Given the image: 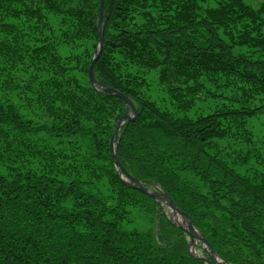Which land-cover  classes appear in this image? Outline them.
<instances>
[{
	"label": "trees",
	"instance_id": "trees-1",
	"mask_svg": "<svg viewBox=\"0 0 264 264\" xmlns=\"http://www.w3.org/2000/svg\"><path fill=\"white\" fill-rule=\"evenodd\" d=\"M100 2L0 0V92L17 99L0 95V264H207L115 169L109 142L127 103L88 78ZM103 9L94 77L136 109L118 131L121 166L158 184L223 261L264 264V140L246 131L264 116V0ZM200 96L210 111H191Z\"/></svg>",
	"mask_w": 264,
	"mask_h": 264
},
{
	"label": "water",
	"instance_id": "water-1",
	"mask_svg": "<svg viewBox=\"0 0 264 264\" xmlns=\"http://www.w3.org/2000/svg\"><path fill=\"white\" fill-rule=\"evenodd\" d=\"M103 0L100 2V13L98 16L97 21V29L99 33V39L97 41V49L93 53V56L91 58L89 68H88V78L91 83V85L100 92H110L111 94H114L123 100L126 101L128 110L124 112V114L117 120L113 133L111 135V139L109 142V149L111 152V157L113 159L114 165L116 167V171L119 175V177L129 186L135 189H138L142 193H145L149 196H151L153 199L157 200L159 203L162 201L165 203L172 211L175 212L177 216H179L181 219H183L186 223V226H182L181 223L175 222L176 225L180 226L190 237V244L194 240L200 242L201 247L207 252L210 260L206 257L203 259L207 264H220L219 262H224L215 252L212 250L211 246L209 245L208 241L205 239V237L194 227L192 218L188 216L185 212H183L178 205L161 189V187L158 184H155L157 189H153L147 186H144L141 181L137 178H135L133 175H131L129 172H127L120 164L118 157H117V146H118V131L120 128V125L123 121L127 119H133L136 116V109L130 100V98L122 93H120L117 89L106 87L102 83L98 82L94 77V63L99 57L103 43ZM176 219V218H175ZM216 258H219L217 261ZM224 264H229L228 262H224Z\"/></svg>",
	"mask_w": 264,
	"mask_h": 264
},
{
	"label": "rangeland",
	"instance_id": "rangeland-1",
	"mask_svg": "<svg viewBox=\"0 0 264 264\" xmlns=\"http://www.w3.org/2000/svg\"><path fill=\"white\" fill-rule=\"evenodd\" d=\"M248 5L254 7V8H257L260 4H261V1L262 0H244ZM161 87L158 88H155V87H152L151 89V93H153V97H157V103L161 106H166V104H174V101H171L170 99V95L165 91H161L160 90ZM15 93L13 92H6V91H1L0 92V95H11L10 97L15 101L17 100L15 95ZM199 97V95H198ZM206 101L208 102H211L213 101L211 98H206ZM209 105H211V103H209ZM194 110H197V111H203V112H208L211 110V108H209L207 106V103L204 102V100L201 98L196 100V102L193 103V108L191 109V111H194ZM190 112V111H189ZM264 117L263 115H255L251 118H249L247 121H246V131L249 133V135L252 137V138H257L258 140H264ZM233 135V134H232ZM252 135H254L255 137H253ZM241 141L242 140H245L246 141V138L247 136H244V134L242 133V137H241ZM264 142V141H263ZM258 151L261 153V156L264 158V143L262 144H259V148H258ZM255 156H259V153L257 152L256 154H254V156L250 157L253 158ZM249 159V161H250ZM264 164H261V165H258L256 164V166H258L259 168H261L260 166H262ZM185 174V172L183 173ZM132 175V174H131ZM197 178V177H195ZM199 184H201L199 182ZM153 189H157V187L155 186V184L152 185ZM161 205L164 206L165 208V214L168 216V218L171 220V221H174V222H179V220L175 221V217H178V216H175V212L172 211L167 205H165L162 201L160 202ZM135 224H137V226L140 228V229H145L147 228V224L146 222L142 219H138L135 221ZM190 244V242H189ZM192 244V242H191ZM190 244V245H191ZM189 245V248H190V252L194 255H201L203 250L201 248V245L198 241H195V245H194V249H191Z\"/></svg>",
	"mask_w": 264,
	"mask_h": 264
},
{
	"label": "bare ground",
	"instance_id": "bare-ground-1",
	"mask_svg": "<svg viewBox=\"0 0 264 264\" xmlns=\"http://www.w3.org/2000/svg\"><path fill=\"white\" fill-rule=\"evenodd\" d=\"M127 120H131V119H127ZM127 120H125V121H127ZM125 121H123L122 124H123ZM122 124H121V125H122ZM121 125H120V127H121ZM114 127H115V126H114ZM119 129H120V128H119ZM113 130H114V129H113ZM115 169H116V167H115ZM164 204H165V203H164ZM165 205H166V204H165ZM175 216H177V215L175 214ZM175 218H176V219H175L176 221L179 220V223H181L182 226H186L185 221H184L183 219H181L179 216H178V217H175ZM195 241H196V240H194V241L192 242V244L190 245L191 249H194ZM216 260H217V259H216Z\"/></svg>",
	"mask_w": 264,
	"mask_h": 264
}]
</instances>
